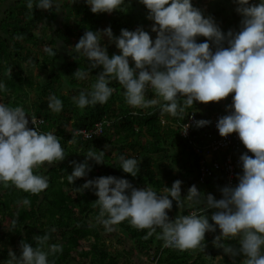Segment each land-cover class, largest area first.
Listing matches in <instances>:
<instances>
[{
	"label": "clouds",
	"instance_id": "9594fccd",
	"mask_svg": "<svg viewBox=\"0 0 264 264\" xmlns=\"http://www.w3.org/2000/svg\"><path fill=\"white\" fill-rule=\"evenodd\" d=\"M75 2L77 0H71ZM139 2L148 10L147 18L154 21L151 31L156 33L155 40L142 28L122 29L118 37L113 35L110 26L102 31H85L73 50L87 58L89 71L77 69L74 76L86 80L91 69L102 67L103 70L91 90H83L72 97L74 103L80 109L106 104L115 91L112 82L118 81L129 106L134 109L159 106L162 114L185 118L182 134L191 136V132L186 135L190 127L188 115L191 112L201 114L205 106L196 111L188 112V109L194 101H216V109H231L230 114L221 117L216 124L220 136L237 133L242 149L244 146L251 155L240 156L242 175H237V169L229 182L221 167L214 168L225 153L224 149L209 146L217 139L215 132L210 129L202 134V145L194 147L201 166L218 170L227 179L226 187L221 189L223 198L219 200L211 194L205 199L196 185H192L182 198L180 180L174 181L171 188L164 187L162 193L151 186L134 188L127 179L113 176L88 180L82 189L96 190V204L100 208L97 220L108 231L128 220L137 229H148L147 236L160 229L159 238L166 247L186 251L203 250L206 232H215L218 227L220 235L213 240L215 247L222 248L233 258L243 255L246 257L243 264H264V0L258 3L233 0L236 12L242 17L241 28L238 32L229 30L227 33L211 16L205 17L194 7L192 0ZM85 3L92 13H111L125 10L126 0H85ZM26 6L29 10L37 7L51 11L55 7L59 11V0H26ZM200 36L207 38L206 41L197 43ZM103 37L115 43L120 54L110 58L107 47L102 44ZM22 38V35L17 37ZM44 51L56 55L50 46ZM130 58L134 67H130ZM7 91L6 84L0 81V94ZM148 91L155 94L154 98H148ZM230 93H234L233 102H229ZM48 101L53 112L63 111V101L55 94L50 95ZM26 114L23 106L0 102V186H14L24 192L40 194L49 188V178L35 174L34 170L63 161L67 154L61 139L53 132H40L36 127L30 129ZM31 122L36 123L35 116L31 117ZM209 123L197 118L190 129L198 130ZM98 126L101 131L95 136L102 132L101 123L95 128ZM82 132L75 130L74 135ZM83 134L90 140L96 133ZM104 156V151H89L84 162H72L69 183L87 176L91 171L89 160L101 164ZM138 164L135 157L120 156V168L133 177L139 172ZM173 201L178 207L191 211L170 220L168 211ZM30 203L28 199L23 200L24 205ZM208 209H216L211 215L214 223H209L205 215ZM11 223L15 226L16 220ZM36 239V247L21 242L19 257L10 251L6 264H51L49 256L63 251L59 244H51L45 250L49 240L47 234ZM231 240H238V249L224 243ZM144 262L152 264L147 259Z\"/></svg>",
	"mask_w": 264,
	"mask_h": 264
},
{
	"label": "trees",
	"instance_id": "16d2710c",
	"mask_svg": "<svg viewBox=\"0 0 264 264\" xmlns=\"http://www.w3.org/2000/svg\"><path fill=\"white\" fill-rule=\"evenodd\" d=\"M6 2L0 0V81L6 84L8 91L0 94V102L13 107L23 106L29 120L28 127H36L40 132H53L61 139L67 155L63 161L34 170L35 174L49 178V188L40 194L24 192L14 186H0V264H6L10 251L20 256L21 242L36 247V238L46 234L49 240L45 250L51 244L63 246L62 253L49 256L51 264H144L142 259L152 264H233L232 261L243 264L246 259L243 255L233 258L222 248L214 246V238L220 235L218 227L215 232H206L203 250L181 251L165 246L159 238L160 229L147 236L148 229H137L125 220L113 226L122 233L117 238L121 247L107 245L104 234L110 231L97 220L100 208L96 204V190L82 189L88 180L113 176L127 179L134 188L151 186L162 193L164 187L171 188L174 181L180 180L182 198L192 185L197 186L205 199L208 194L217 200L223 198L221 189L226 187V177L222 172L211 169L209 173L200 175V156L194 148L202 145V134L212 129L211 123L191 130V136H184L185 118L181 120L162 114L159 106L132 108L126 103L124 90L118 81L112 82L115 91L106 104L80 109L72 99L83 90H91V85L103 70L102 67L91 69L86 80H78L74 76L77 69L89 71L87 58L73 50L85 31H102L110 26L113 35L118 37L122 29L135 31L142 28L155 40L156 33L151 31L154 21L147 18L146 7L139 0H126L123 11L92 13L85 0L75 3L59 0L62 14L59 20L55 7L51 11L37 7L29 10L26 0L9 6ZM252 2L258 3V0ZM192 3L205 17L211 16L224 33L240 30L242 17L236 12L237 5L233 0H192ZM21 35L23 38L17 39ZM206 39L197 37V43ZM102 44L107 47L110 58L120 54L115 43H109L107 37L102 38ZM46 46L52 47L56 55L47 54L44 51ZM32 47L40 49V57L33 56ZM129 63L134 67L131 58ZM33 66L39 70L35 76L31 73ZM31 91L35 95L28 105L26 101ZM52 94L63 101L60 113L48 107V97ZM147 96L154 98L155 94L148 91ZM233 96L234 93L228 95L229 102H233ZM216 103L194 101L188 112L201 106L214 110ZM203 114H196L197 118L210 121L209 115ZM32 116L36 117L35 124L31 122ZM99 123L101 134L93 135L90 140L83 132L74 135L75 130L90 132ZM89 151H104L103 163L89 160L91 171L87 176L69 183L72 162H84ZM121 155L135 157L139 161V172L135 177L120 168ZM242 171L240 168L237 175H242ZM24 199L30 200V205H24ZM189 211L191 209L180 208L173 201L168 216L174 220ZM215 211L208 209L205 212L209 223H214L211 215ZM12 220H16L15 226ZM125 238L140 252L137 259L134 257L136 262L132 260V247L127 248L123 241ZM224 243L239 248L238 240Z\"/></svg>",
	"mask_w": 264,
	"mask_h": 264
},
{
	"label": "built area",
	"instance_id": "2783aa9c",
	"mask_svg": "<svg viewBox=\"0 0 264 264\" xmlns=\"http://www.w3.org/2000/svg\"><path fill=\"white\" fill-rule=\"evenodd\" d=\"M230 110H220V109H216V110H212L209 107L204 108L203 112H201V114L203 115H210V125L212 127V130L215 132L217 139L215 140V143L213 144L210 143L209 146H213L214 149L218 148V149H224L225 153L223 154V159L221 160V162L218 164H214V168H219L221 167V169H223L225 171L226 177L228 178V181L231 182L232 177L234 176L235 172L237 171V169H240L241 163H240V156L243 155L244 153H247L248 155H251V152L249 150H247L246 148L242 149L241 146V140L239 139V136L237 133L233 132L232 134L226 136V137H222L219 134V131L216 127V124L218 122V120L223 117L226 116L228 114H230ZM40 120V119H38ZM197 120L195 113L191 112L188 115V123L190 125V127L187 130V134L189 135L191 132V126L195 125V121ZM41 121V120H40ZM101 131L100 126H98L97 128H95L94 130L87 132V131H83V133H96L93 135H97L99 132ZM92 135V136H93ZM85 136V135H84ZM210 147V148H211ZM198 150V149H197ZM201 175H205L206 173L210 172V169L206 166V165H202L201 168ZM213 171V170H211Z\"/></svg>",
	"mask_w": 264,
	"mask_h": 264
},
{
	"label": "rangeland",
	"instance_id": "374dc122",
	"mask_svg": "<svg viewBox=\"0 0 264 264\" xmlns=\"http://www.w3.org/2000/svg\"><path fill=\"white\" fill-rule=\"evenodd\" d=\"M16 1L17 0H7V2H6L7 3V6L15 4ZM58 13H59V17H60L59 20H60L61 19V16H62L60 9H59ZM32 49H33V56H35V57L36 56H39L40 57V52H41L40 49L39 48H36V47H32ZM38 72H39L38 67L37 66H33L32 69H31L32 75L35 76ZM34 95L35 94L31 91L30 92V96L28 98V101H26L28 103V105L33 100ZM119 235L120 236L122 235V233L120 232L119 228L115 229V227H113V230H111L106 235L104 234V236L106 238V244L107 245H111L112 247H119L120 248L121 246H118V242H117V238L119 237ZM123 241L125 242L127 248L130 247V246L132 247V249H133V252H132L133 253L132 260L134 261L135 258L137 259V256L139 255L140 252H138L134 248V246H132L131 243L126 238H125V240L123 239ZM243 258H245V257L243 256ZM217 259H218V257H217ZM142 261H143V259H142ZM235 262L236 261H232L233 264H235ZM144 264H145V262H144Z\"/></svg>",
	"mask_w": 264,
	"mask_h": 264
}]
</instances>
